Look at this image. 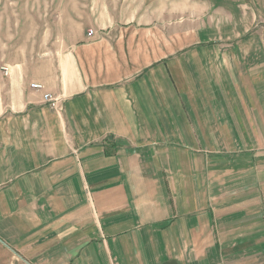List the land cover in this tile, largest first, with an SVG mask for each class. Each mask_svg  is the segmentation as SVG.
Wrapping results in <instances>:
<instances>
[{
    "label": "crops",
    "instance_id": "obj_1",
    "mask_svg": "<svg viewBox=\"0 0 264 264\" xmlns=\"http://www.w3.org/2000/svg\"><path fill=\"white\" fill-rule=\"evenodd\" d=\"M188 1H80L11 50L0 264H264V0Z\"/></svg>",
    "mask_w": 264,
    "mask_h": 264
},
{
    "label": "rangeland",
    "instance_id": "obj_2",
    "mask_svg": "<svg viewBox=\"0 0 264 264\" xmlns=\"http://www.w3.org/2000/svg\"><path fill=\"white\" fill-rule=\"evenodd\" d=\"M80 1L86 0H0V68L12 59L11 50L46 44L60 13L78 7ZM190 2L175 0L176 20L186 17L182 10Z\"/></svg>",
    "mask_w": 264,
    "mask_h": 264
},
{
    "label": "built area",
    "instance_id": "obj_3",
    "mask_svg": "<svg viewBox=\"0 0 264 264\" xmlns=\"http://www.w3.org/2000/svg\"><path fill=\"white\" fill-rule=\"evenodd\" d=\"M93 33H94V32L91 30L90 33H89V35L92 36ZM2 70L5 72L6 76L9 75V70H8L7 67H4ZM31 87H32L34 90H36V91H44V89H45L44 85H43V84H40V83H33ZM43 98H44V102H45V103H46L51 109H53V110H55V111H58V112H60V111L63 110V105H62V103H61V101H62L61 98H59V97H54V96H52V95L49 94V93H45L44 96H43Z\"/></svg>",
    "mask_w": 264,
    "mask_h": 264
}]
</instances>
